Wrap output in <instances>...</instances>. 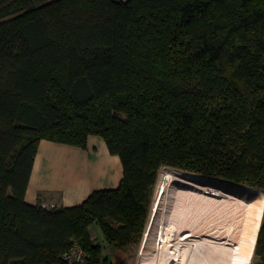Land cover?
I'll use <instances>...</instances> for the list:
<instances>
[{"label": "trees", "instance_id": "trees-1", "mask_svg": "<svg viewBox=\"0 0 264 264\" xmlns=\"http://www.w3.org/2000/svg\"><path fill=\"white\" fill-rule=\"evenodd\" d=\"M90 136L120 158L119 187L29 204L40 142ZM163 167L264 193V0H0V264H68L75 245L113 264Z\"/></svg>", "mask_w": 264, "mask_h": 264}, {"label": "bare ground", "instance_id": "bare-ground-1", "mask_svg": "<svg viewBox=\"0 0 264 264\" xmlns=\"http://www.w3.org/2000/svg\"><path fill=\"white\" fill-rule=\"evenodd\" d=\"M263 210L257 189L165 168L140 264H251Z\"/></svg>", "mask_w": 264, "mask_h": 264}, {"label": "crops", "instance_id": "crops-1", "mask_svg": "<svg viewBox=\"0 0 264 264\" xmlns=\"http://www.w3.org/2000/svg\"><path fill=\"white\" fill-rule=\"evenodd\" d=\"M121 160L110 154L99 136H90L86 151L43 140L25 199L31 205L70 208L94 191L116 189L123 180Z\"/></svg>", "mask_w": 264, "mask_h": 264}, {"label": "rangeland", "instance_id": "rangeland-1", "mask_svg": "<svg viewBox=\"0 0 264 264\" xmlns=\"http://www.w3.org/2000/svg\"><path fill=\"white\" fill-rule=\"evenodd\" d=\"M165 168L166 167H163L160 170L157 184H156V186H155V188L153 190V193H152L151 204H150V208H149V216H148V221H147L145 232L147 230V226H148L149 218H150V215H151L152 207H153V204H154V201H155V197H156V194H157V188H158L161 172ZM169 168H171V167H169ZM185 172H187V171H185ZM189 173H191V172H189ZM194 174H196V173H194ZM208 178H210V177H208ZM220 180H222V179H220ZM224 181L227 182V183L236 184V183L229 182V181H226V180H224ZM236 185L243 186V187H246V188H250L249 186H246V185H241V184H236ZM255 189H257V188H255ZM257 190H259V189H257ZM259 191H261V190H259ZM263 217H264V210H263V216H262V219H261V222H260L261 226H262V223H263ZM145 232H144L143 238L145 236ZM90 234H91L92 240H93V242L95 244H100V245L104 246V242L102 240V236H101L100 231L98 230V228L96 226H92L90 228ZM143 238L138 244H135V245H133V246H131V247L125 249V250L113 251L112 249L107 248L106 249V254L109 255L112 258L113 264H140V253H141V247H142V243H143ZM256 244H257V242H256ZM255 249H256V245L254 246V249H253V254H252L253 257H252L251 264H259L260 263V258L258 256H256Z\"/></svg>", "mask_w": 264, "mask_h": 264}, {"label": "built area", "instance_id": "built-area-1", "mask_svg": "<svg viewBox=\"0 0 264 264\" xmlns=\"http://www.w3.org/2000/svg\"><path fill=\"white\" fill-rule=\"evenodd\" d=\"M41 205L43 208L46 209L57 208V206H55L54 204L42 203ZM63 259L68 264H85L87 260V255L78 245H75L71 250L64 254Z\"/></svg>", "mask_w": 264, "mask_h": 264}, {"label": "water", "instance_id": "water-1", "mask_svg": "<svg viewBox=\"0 0 264 264\" xmlns=\"http://www.w3.org/2000/svg\"><path fill=\"white\" fill-rule=\"evenodd\" d=\"M260 229H261V226H260V228H259V231H260ZM258 235H259V233H258ZM257 240H258V236H257ZM257 242V241H256Z\"/></svg>", "mask_w": 264, "mask_h": 264}]
</instances>
